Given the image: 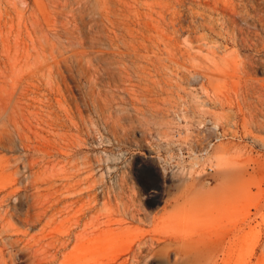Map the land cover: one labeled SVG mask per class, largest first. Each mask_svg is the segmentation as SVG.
I'll use <instances>...</instances> for the list:
<instances>
[{"label": "rangeland", "instance_id": "obj_1", "mask_svg": "<svg viewBox=\"0 0 264 264\" xmlns=\"http://www.w3.org/2000/svg\"><path fill=\"white\" fill-rule=\"evenodd\" d=\"M204 215L240 228L228 264H264V0H0V264Z\"/></svg>", "mask_w": 264, "mask_h": 264}, {"label": "bare ground", "instance_id": "obj_2", "mask_svg": "<svg viewBox=\"0 0 264 264\" xmlns=\"http://www.w3.org/2000/svg\"><path fill=\"white\" fill-rule=\"evenodd\" d=\"M216 158L219 169H222L223 156ZM203 161L200 164H204ZM203 206L200 202L191 205L195 210ZM221 218H211L208 215L200 218H177L179 220L174 221L176 226L173 225L177 230L155 235L148 240L138 239L136 246H130L121 253L108 255L89 264H228L232 246L240 241V228L235 225L233 231H229L226 228L227 222H223L224 219ZM85 236L83 233L74 234L71 231L55 229L50 237L51 264H57L59 253L63 256L59 264H69L65 254L69 242L72 239L78 241Z\"/></svg>", "mask_w": 264, "mask_h": 264}, {"label": "built area", "instance_id": "obj_3", "mask_svg": "<svg viewBox=\"0 0 264 264\" xmlns=\"http://www.w3.org/2000/svg\"><path fill=\"white\" fill-rule=\"evenodd\" d=\"M213 129L216 131V137H215V139H214L213 141H211L210 143H208L204 148H202V149L196 154V156H197V158H199V160H200V159H204V158H206L207 155L209 154V152H210L212 146H213L217 141H219V140L222 138V137H221L222 135H221V132H220L219 128H218L217 126H213ZM177 152H178L179 156H181L182 151L179 150V151H177ZM158 163H159L160 170H161L162 172H165V173L169 172V173H172V174H173V173H184L185 175H188V172H185V171L182 172L181 168L178 167L177 165H175L174 167L169 168L168 170H166V162H165V158H164V157H161V158L159 159ZM207 171L211 172L212 170H211L210 168H207Z\"/></svg>", "mask_w": 264, "mask_h": 264}]
</instances>
